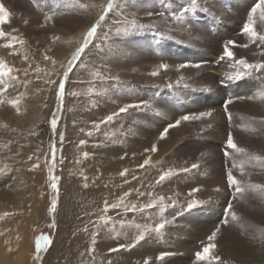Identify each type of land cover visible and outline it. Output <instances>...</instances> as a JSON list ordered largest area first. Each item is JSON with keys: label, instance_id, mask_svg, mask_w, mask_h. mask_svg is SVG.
Wrapping results in <instances>:
<instances>
[{"label": "rangeland", "instance_id": "374dc122", "mask_svg": "<svg viewBox=\"0 0 264 264\" xmlns=\"http://www.w3.org/2000/svg\"><path fill=\"white\" fill-rule=\"evenodd\" d=\"M255 2L258 0H198L199 7L190 9L189 0H115L116 7L98 28L95 46L90 45L86 49L69 73L61 102L57 96V85L64 79L68 61L82 45L88 29L102 14L107 0H79V3L90 5L84 9L77 6L76 0H47V3L37 0L39 6L33 0H0L10 13L9 22L0 27L17 38L11 50L17 55L0 47V60L14 70H20L13 72L15 80L3 78L8 81V87L5 92L2 91L4 85H0V99L6 104L9 99L20 97L18 106L30 117L28 113H32L33 107L30 92L42 82V85L56 92L55 105L46 112L45 121L40 120V135L52 137L49 168L53 157L56 162V167L48 174L50 187V176H59L57 162L60 168L63 148L67 144L70 148L71 142L84 137L89 140L88 149L97 157L95 160L92 153L88 155H92L89 160L92 167L90 185L83 189L93 192L98 202L94 203L91 214L81 215L86 219L81 229L89 238L87 252L93 235H96L97 242L93 249L98 261H106L107 264L109 261L111 264H143L145 259H150V264H231L227 262L225 254L235 253L246 264H264V189L251 187L252 184L264 185V159H255L256 156L264 157V117L246 121L241 126L233 120L229 121L224 112V103L229 98L235 101L236 97L245 95H237L227 89L234 83H220L234 69L227 60H219L223 53L222 45L229 39L235 40L237 45L243 41L249 43L247 49L238 46L231 48L236 58H240L238 52L247 50L250 62L260 59L259 55H253L259 52V48L241 35L243 24ZM186 8L188 11L184 12ZM149 12L153 15L149 16ZM160 12L165 15L160 16ZM173 12H183V16L175 20L171 15ZM46 15H53V19L45 21ZM133 19L143 27L117 34V27L130 28ZM258 20L259 13L254 26L257 31H264V22ZM42 24L44 27H41ZM81 29L83 31L77 44L78 40L71 37ZM0 43L4 41L0 39ZM250 47H253V51ZM62 49L65 52H60ZM58 51L61 56L56 59ZM46 55L51 56L52 60H45ZM186 62L201 63L202 67L176 70L180 63ZM161 63H167L169 69L160 70V75L156 77L150 76L149 73ZM24 69L28 70L27 77ZM47 73L50 76L45 79ZM181 75L185 79L177 85L175 82ZM49 79L56 83L46 84L45 81ZM251 80L257 86L251 87L250 92L256 94L264 91V74L254 72ZM169 83L173 84L172 88L167 87ZM140 101H148L151 106L140 110L130 109L129 114H122L112 124H102L99 131L94 130V122L103 120L124 104ZM254 102L261 105L264 112V100L257 97ZM231 104L228 110L233 118L235 112ZM202 111H212L213 116L202 121L182 122L178 127L169 129L165 139L159 138L163 129L181 115ZM64 116L68 119L61 124ZM53 117L58 121L55 131L51 128ZM209 123L211 127H207ZM89 131H92L91 136L87 134ZM232 131L245 149L244 154L233 152L235 159L224 156L226 136ZM59 136L58 149L55 138ZM249 137L252 140L258 138L260 144H248ZM153 144H156L158 151L145 152ZM149 156L150 165L139 168L138 165ZM69 158L74 161L73 152H70ZM193 163L199 167L191 169ZM233 164L236 165L233 174L237 179L246 181L244 195L232 200L238 217L235 221L225 213L232 193V189L227 188L226 171ZM241 165L244 168L243 177L239 172ZM185 167L191 170L181 172L180 169ZM125 168L137 178L135 190L146 193L141 197L136 191L132 195L131 191L124 199L125 205L139 206L149 202V192L154 197L164 195L177 199L175 207L164 212L167 223L161 231L150 230L160 222L158 208L147 209L145 213L136 212L135 216L125 212L123 206L104 211L105 201L109 204L119 203L123 194L132 190L119 187V173ZM169 168L176 174L157 184L159 175ZM7 181L5 179L1 186ZM79 184L84 186L80 181ZM217 187L226 191L216 192ZM193 188L200 191L189 197L188 193ZM61 193L52 188L50 199L57 201L55 211L51 210L50 205L47 219L35 230L34 244L39 259L35 256L34 264H43L51 251L56 226L50 225L55 221ZM176 193H179L178 197ZM190 200L197 201V204L188 210ZM81 217H78L79 222ZM107 217L111 219L106 222ZM224 219H228L229 223L223 224ZM121 220L124 221L123 225ZM217 227L220 232L214 241L216 248L213 254L219 255L221 260L197 259L195 253L202 251L208 243L207 237ZM141 234L144 235L143 239L139 238ZM42 237L48 238L44 248L40 247ZM120 244L130 247L118 252L108 251ZM162 252L171 255L163 261L156 259Z\"/></svg>", "mask_w": 264, "mask_h": 264}, {"label": "bare ground", "instance_id": "6f19581e", "mask_svg": "<svg viewBox=\"0 0 264 264\" xmlns=\"http://www.w3.org/2000/svg\"><path fill=\"white\" fill-rule=\"evenodd\" d=\"M82 31L81 29L77 32V35L71 37V39L75 38L78 40L77 44L79 43V36L82 34ZM243 42L245 43V41ZM250 49L253 51V47H250ZM246 51L238 52V57H245L249 60L250 57L247 56L248 53ZM60 52L65 51L62 49ZM60 52H57L56 59L60 58ZM62 55L64 56L65 54ZM49 76L50 74L47 73L45 79ZM252 76L234 82L233 85L231 84V88L228 87L227 89H230L237 95H245L244 97L255 96L256 94L252 93V91L250 92V88L256 85L255 81L253 80L254 82H252L251 80ZM42 84L37 86L33 92H30L33 107H31L32 113L28 114L31 118L26 115L25 111L22 112L21 108H19L21 111L17 112L8 103L0 105V169H2L0 171V264H34L33 261L37 254L34 244L35 230L47 219L48 208L51 205L50 195L52 188L48 182V169L52 137L40 135V120L41 122L45 121L47 118L46 112H49L51 106L55 105L56 92L55 89H50ZM256 99L249 100L245 98L233 101L231 106L235 114L232 120L236 124L238 123L241 126L246 121H256L264 117V112L261 110L262 106L254 102ZM75 100L78 104V98ZM67 119L68 117L64 116L61 124L67 121ZM32 130H35V132H31L30 135L29 133ZM232 134L234 137L235 132L232 131ZM249 138L250 143L248 144L256 142L260 144L258 143V138H254L253 140L251 137ZM55 139L56 147L59 149L60 136ZM82 140H85L86 144L80 145V139L71 142L70 148L67 144L63 148L64 157L60 168L57 162V173L60 178L57 182V189L62 193L59 196V209L55 215L56 235L51 251L44 259L43 264H107L106 261L102 263L97 260L94 250L91 252L86 251L89 238L83 233L84 230L81 229L83 224L86 223V219L81 217V215L91 214L94 210V203L98 202V198L93 192L83 189L86 187L79 184L80 181L83 185L87 184V187L90 185L89 175L92 170V167L89 165L92 155L84 156L85 152L88 154L92 153L90 148L88 149L89 140L84 137ZM234 140L238 146L242 147L237 137H234ZM248 144L246 145L250 146ZM244 147L246 146L244 145ZM70 152L74 153V161H71L69 158ZM33 153L39 156L40 163V167L35 169L32 168L33 163L36 162L35 156L32 161L27 159L28 155ZM93 157L97 160L95 154H93ZM133 176L132 172H129V176H119V187L122 189H132V195L135 192L137 183V178L132 179ZM85 177H87V180H85ZM107 177L113 181L111 177ZM128 178L129 180H127ZM5 179L8 181L5 182V185L1 186V183ZM125 180L128 183H125ZM6 213L7 215H5ZM131 213L132 216L136 214V212ZM78 217H81L80 222ZM132 233L134 234V230ZM90 248H93L91 242L89 243ZM225 258L231 264L247 263L235 253L225 254Z\"/></svg>", "mask_w": 264, "mask_h": 264}, {"label": "snow or ice", "instance_id": "6c2138e0", "mask_svg": "<svg viewBox=\"0 0 264 264\" xmlns=\"http://www.w3.org/2000/svg\"><path fill=\"white\" fill-rule=\"evenodd\" d=\"M40 2L47 3V0H40ZM53 2H55V0H53ZM33 3L37 4V6H39V4L37 3V0H33ZM76 4L79 8H82V9L90 7V5L79 3V0H76ZM94 6L95 5H91V7H94ZM115 7H116L115 0H107V5L105 7H103L102 14L95 21V23H93L92 26L88 29L85 36L83 37L82 45L76 49L75 53L72 55L71 59L68 61V67L63 73L64 79L61 80L59 82V85H58L57 96L61 100V102L63 101V98H64L65 81H66L69 73L72 71V68L76 64V62L81 59V56H82V54L85 53L86 49H88L90 45L95 46L94 40L96 39V34L98 31V28L100 27L102 22L105 21L107 14L110 11H112ZM197 7H199L198 0H189V8L190 9H196ZM205 10H207V9H205ZM186 11H188L187 8L184 9V12H186ZM257 13H259L260 21L264 22V0H258V2H255L254 5L250 8V11H249L247 18H246V22L243 24L241 35L246 36L248 38V41L251 44L256 45V47L259 48V52L258 53L254 52L253 55L254 56L259 55L260 59L255 60L254 62H250L247 58H244V57L236 58V55L231 50V48L238 46L240 48L247 49V48H249V43H240L239 45H237V42L235 40H232V39L227 40V42H225L223 45V53H222V55L219 56V60L220 61L227 60L230 64V67L232 69H234V71H232L230 74L226 75V77L220 81V83L222 85H227L230 82L234 83V82L241 81L242 79H244L246 77L252 76L254 72L264 74V31H257L255 26H254ZM158 14L160 16L165 15L164 12H160ZM53 15H46L45 21H51L53 19ZM148 15L151 16V15H153V13L149 12ZM171 15H172L173 19L179 20L183 16V12H173V13H171ZM9 17H10V13H9L8 9L4 6V4L0 3V26L4 25L5 23H8ZM41 27H44V25L42 24ZM138 27H143V25H138L136 20L133 19L130 22V28L126 27V28L121 29L120 27H117L116 32H117V34H121L122 32L124 34H126L128 31L134 30ZM13 31H15V30H13ZM0 39H2L4 41V43H0V47H3L5 49L10 50V54H12V55H17V53H15L14 51H11L14 48V42L17 39L15 36H12V35L6 33L3 30V28L0 27ZM44 58H45V60H52V57L48 56V55H46ZM25 59H26V57H25ZM52 62H53V64L55 63V61H52ZM201 67H202L201 63L186 62V63H180L177 66L176 70L179 71L181 69H186V68L200 69ZM168 69H169V65L167 63H161L158 65V67L155 70L151 71L149 73V75L156 77V76L160 75V70L167 71ZM14 71L18 72L20 70L19 69L14 70L12 67H9L6 62L0 60V85H4V88L2 89V91L6 92L7 87H8V81L4 80L3 78L4 77H10L12 80H15L16 77L12 76ZM23 71H24V75L27 77L28 70L24 69ZM37 71H39V69H37ZM184 79H185V77L183 75H181L179 77V79L176 80L175 83L177 85H179ZM45 83L46 84H54V83H56V81L49 79V80L45 81ZM167 87L172 88L173 84L169 83L167 85ZM22 95L23 94H21V96ZM73 95H76V93H73ZM257 97L261 100H264V91L257 92L255 96H252V95L247 96V97L238 96V97H236V99H245L246 98V99L252 100V99H256ZM7 103L12 108L16 109L17 112H19L18 105L20 103V97L9 99L7 101ZM231 103H233V99L229 98L224 103V106H223L224 112L228 115L229 121L232 120V114L228 110V105H230ZM0 104H4V100L0 99ZM150 106L151 105L148 101H140L139 103L124 104L123 106L119 107L118 110H116V111L112 112L111 114L107 115L106 117H104L103 120H101L99 122H94L93 128H94V130L99 131L102 124L103 125L112 124L117 118L121 117L122 114H129L130 109L140 110V109L147 108ZM212 116H213L212 111H202V112H199L198 114L181 115L178 119L175 120L174 123H169L163 129V131L160 133L159 138L161 140L165 139V137L168 135L169 129L178 127L182 122L202 121L205 118L212 117ZM57 123H58L57 119L55 117H53L51 119V128L53 129V131H55V129L57 127ZM211 126H212L211 123H209L207 125V127H211ZM87 134L89 136H91L92 131H89ZM62 139H63V135L61 134V140ZM9 143H11V141H9ZM79 143H80V145H84V144H86V141L80 140ZM229 150H232V151H229ZM157 151H158V148H157L156 144H153L150 149H145V152H149V153H155ZM233 152L236 154H244L245 149L238 146V144L234 140L233 134L231 132H229L227 134V139H226V142L224 145V156L226 158L235 159L236 157L232 155ZM17 155H19V153H17ZM88 155L89 154L87 152L84 153L85 157H87ZM34 156H35L36 162L33 163V165H32L33 169L40 167L39 156H37L36 153H33V154L28 155V157H27V159L29 161H32ZM121 158L123 159V157H121ZM255 159L256 160H262V159H264V157L256 156ZM150 163H151V157L149 156V158L144 159L143 163L139 164L138 167L143 169L146 165H150ZM55 167H56V162H55V157H53V162L51 164V167L48 169L50 174L52 173V171ZM198 167H199V165L197 163H193L191 165V169H197ZM234 168H236L235 164H233L231 167L227 168V171H226L227 188L232 189V193H231V197L228 200L226 207H225V213L233 221L237 220L238 217L236 215V212L233 209L232 200H235L238 197L243 196L245 191H246V189L244 187V184L246 183V181L243 179H237V177L233 174ZM191 169L185 167V168L180 169V171L186 173V172L190 171ZM0 171H2V169H0ZM128 172H129V170L127 168H125L123 171H121L119 173V175L121 177H125L128 174ZM239 172H240L241 177H243L244 176L243 165H241L239 167ZM174 174H176V173L171 168H169L168 170L163 171L159 175L156 183L161 184V183L165 182L166 180H168L170 177H172ZM59 179L60 178L54 174L50 176L51 187L53 189H57V187H58L57 181ZM132 179H136V177L133 176ZM85 180H87V177H85ZM125 183H128V181L125 180ZM84 186L87 187V184H85ZM251 187L257 188V189H264V185H261V184H252ZM131 191L132 190H130L129 192H125L123 194V196L120 198L119 203L109 204L107 201H105L104 211L107 212L110 208L115 209V208H120L121 206H123L125 212L145 213V211L147 209L158 208L159 214L161 217L160 222L156 223L154 229H150V230H154L155 232H159L162 229H164L165 225L167 223V220L164 218L163 214L168 208L175 207V205L178 202L177 199L173 198V196H169L166 198L164 195L154 197L153 194L151 192H149V193H147V195L150 197L149 202L141 204L139 206L136 204H131V206H128V205L124 204V199L131 194ZM135 191H136L138 196L142 197V196L146 195L145 192L140 191L139 189H136ZM199 191H200L199 188H193L189 191L188 196L191 197ZM215 191L221 192V191H226V190L217 187L215 189ZM175 196L178 197L179 193H176ZM169 201H170V203H169ZM56 203H57V201L54 198L51 201V210L53 212L55 211ZM196 204H197V201L190 200L187 203V209L191 210L193 207L196 206ZM5 215H7V213ZM110 219H111V217H107L106 222H107V220H110ZM222 223L226 225L229 223V220L224 219V220H222ZM121 224L122 225L124 224L123 220H121ZM55 226H56L55 221H53V223L50 225V227H55ZM137 227H139V225H137ZM86 230H87V227H85V231ZM219 232H220L219 227L215 228V230L211 232V234L207 237L208 243L203 247L202 251H198L195 253V256L197 259L202 260V261L203 260H212V261H220L221 260V257L219 255L213 254V250L216 248V244L214 243V241L216 240L217 234ZM139 238L143 239L144 235L141 234L139 236ZM41 240H42V243H41L40 247L44 248L48 244V238L42 237ZM96 242H97L96 241V235H93L92 245H95ZM129 247L130 246L128 244H120L117 247L109 248L108 251L109 252H118L121 249H127ZM93 250H94L93 248L89 249L90 252ZM169 255H171V253L162 252L156 257V259L163 261ZM36 258L39 259V256H37ZM109 264H111L110 261H109ZM143 264H150V259H145L143 261Z\"/></svg>", "mask_w": 264, "mask_h": 264}]
</instances>
